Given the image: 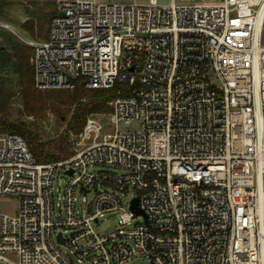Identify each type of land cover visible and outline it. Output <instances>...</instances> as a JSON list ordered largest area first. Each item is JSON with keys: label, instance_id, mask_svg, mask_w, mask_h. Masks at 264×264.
<instances>
[{"label": "built area", "instance_id": "built-area-1", "mask_svg": "<svg viewBox=\"0 0 264 264\" xmlns=\"http://www.w3.org/2000/svg\"><path fill=\"white\" fill-rule=\"evenodd\" d=\"M47 1L46 40L0 21L33 47L35 86L130 89L64 159L0 132V199H18L0 213V264H264V0ZM107 213L118 227L100 234Z\"/></svg>", "mask_w": 264, "mask_h": 264}, {"label": "trees", "instance_id": "trees-1", "mask_svg": "<svg viewBox=\"0 0 264 264\" xmlns=\"http://www.w3.org/2000/svg\"><path fill=\"white\" fill-rule=\"evenodd\" d=\"M48 4L51 8L46 21L29 19L24 23L34 39L46 40L49 37L50 23L57 10L53 2L49 1ZM12 49L6 45L0 46V73L12 68L18 75L17 87L24 113L37 119L54 113L60 120L63 117L67 120V130L47 141H43L40 133L26 122L11 121L9 105L14 93L0 77V132H13L23 136L39 162L56 161L72 155V135L83 129L88 117L111 112L109 102L117 96L118 91L121 90L123 94L129 92L130 86L126 82L107 89H90L82 84L83 79L75 80L73 89L40 90L35 86L34 68L31 64L33 47L21 44ZM70 111L72 113L68 116Z\"/></svg>", "mask_w": 264, "mask_h": 264}, {"label": "rangeland", "instance_id": "rangeland-1", "mask_svg": "<svg viewBox=\"0 0 264 264\" xmlns=\"http://www.w3.org/2000/svg\"><path fill=\"white\" fill-rule=\"evenodd\" d=\"M105 2L109 0H103ZM135 3H148L149 0H131ZM47 0H0V21L9 23L13 29L25 39H34L24 26V23L29 19L38 20L43 19L46 21L48 11H50V6ZM172 0H158L160 6H169ZM48 26L46 25V30ZM264 40V34H263ZM25 44L17 35L9 30L0 29V46L6 45L11 50L13 47ZM0 77L5 80L6 85L12 89L14 96L9 105L10 119L13 122H26L32 129L37 130L43 141H47L58 137L61 133L67 130V120L63 117L61 120L54 114L50 113L47 117L43 119H37L30 117L24 113L22 98L20 90L17 87L18 75L15 73L14 69L10 68L3 73H0ZM44 91V90H43ZM71 111L68 116L71 115ZM103 122L107 125V120L103 119ZM134 126H132L133 128ZM121 129H126L122 126ZM73 153V147H72ZM68 182V177L61 174H57L54 180V201L55 204L60 201L59 196L64 195V191ZM93 193H88V198L92 199ZM78 206H80V196L78 201ZM18 210V199L15 197H9L7 199H0V213L16 214ZM141 221L137 219L136 222ZM118 227V219L115 214L107 213L104 217L100 219V224L95 225V230L100 234H105L112 231ZM72 258L74 256L70 253L68 247L63 248ZM128 264H151L149 259L143 256H137L132 262Z\"/></svg>", "mask_w": 264, "mask_h": 264}, {"label": "water", "instance_id": "water-1", "mask_svg": "<svg viewBox=\"0 0 264 264\" xmlns=\"http://www.w3.org/2000/svg\"><path fill=\"white\" fill-rule=\"evenodd\" d=\"M134 70V68L132 67V68H130V72H132ZM127 82H129V76H128V78H127ZM83 85H84V83H82ZM71 173V172H70ZM133 209L135 210V212L137 213V214H141V213H143L142 212V210L139 208V204H138V199H135L134 201H133ZM59 239L61 240V241H63L62 240V238H61V235H59Z\"/></svg>", "mask_w": 264, "mask_h": 264}]
</instances>
